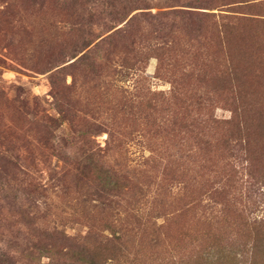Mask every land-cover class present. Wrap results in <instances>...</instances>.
<instances>
[{"label":"rangeland","instance_id":"obj_1","mask_svg":"<svg viewBox=\"0 0 264 264\" xmlns=\"http://www.w3.org/2000/svg\"><path fill=\"white\" fill-rule=\"evenodd\" d=\"M262 218L264 0H0V264H264Z\"/></svg>","mask_w":264,"mask_h":264},{"label":"trees","instance_id":"obj_2","mask_svg":"<svg viewBox=\"0 0 264 264\" xmlns=\"http://www.w3.org/2000/svg\"><path fill=\"white\" fill-rule=\"evenodd\" d=\"M138 140L140 141L141 139ZM141 144V146H143V142H141ZM149 160L150 157L144 158L143 161L147 162ZM62 177L67 178L68 176H61L60 179ZM177 181L179 182V180ZM31 183L32 182H29V184ZM262 222L264 223V218H262ZM261 253L264 258V244ZM258 255L257 248L254 244L248 246V244L240 243L239 246H232L230 248L223 247L220 249L207 250L202 256L207 264H221L224 259H227V261L231 262V264H255L257 260H259Z\"/></svg>","mask_w":264,"mask_h":264}]
</instances>
